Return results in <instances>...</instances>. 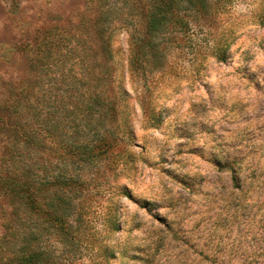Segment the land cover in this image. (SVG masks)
I'll return each instance as SVG.
<instances>
[{
    "label": "rangeland",
    "instance_id": "374dc122",
    "mask_svg": "<svg viewBox=\"0 0 264 264\" xmlns=\"http://www.w3.org/2000/svg\"><path fill=\"white\" fill-rule=\"evenodd\" d=\"M170 2L0 0V264H264V0Z\"/></svg>",
    "mask_w": 264,
    "mask_h": 264
},
{
    "label": "trees",
    "instance_id": "16d2710c",
    "mask_svg": "<svg viewBox=\"0 0 264 264\" xmlns=\"http://www.w3.org/2000/svg\"><path fill=\"white\" fill-rule=\"evenodd\" d=\"M158 2L157 6L153 7L147 16V30L149 33H152V31H154L160 23L165 21V19L169 16L168 13L171 11L172 4L170 0H158ZM16 182L17 181L12 180L11 182L5 181L0 183V193L15 197L18 190L22 189V186L19 188V185ZM27 201L30 207L34 206V200H32V197L27 198Z\"/></svg>",
    "mask_w": 264,
    "mask_h": 264
}]
</instances>
